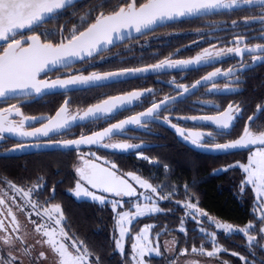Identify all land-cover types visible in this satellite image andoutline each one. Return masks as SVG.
I'll list each match as a JSON object with an SVG mask.
<instances>
[{
  "label": "snow or ice",
  "instance_id": "snow-or-ice-1",
  "mask_svg": "<svg viewBox=\"0 0 264 264\" xmlns=\"http://www.w3.org/2000/svg\"><path fill=\"white\" fill-rule=\"evenodd\" d=\"M79 3L80 0H0V104L17 101L7 107H0V140L4 139L5 134L21 140L0 154L24 151L29 147L23 142L25 138L36 141L47 138L43 143L31 145L36 148L78 151L83 145H95L113 151L141 150L145 147L143 144L129 143L126 140L110 141L113 137L122 136L128 130L127 126L146 128L150 122L170 125L184 141H190L194 147L205 151L228 153L248 149L250 155L246 163L235 162L217 169L214 174L227 172L233 167L243 171L240 192L244 193L251 186L254 193L252 221L243 227H235L232 223L221 222L209 216L199 208L198 203L192 202L191 197L175 202L186 210V217L198 225L201 224V217L207 218L208 228L200 226L198 231L202 239L211 245V250L203 242L198 247L193 243L191 254L213 258L228 251L219 245L218 232L210 230L214 226V229L228 236L242 234L246 237L248 256L235 251L231 255L238 257L243 264H255L256 250L259 249L264 254V244L261 243L264 241V123L257 124L259 116L264 114V104H258L255 113L247 116L237 138L224 143L215 142V138L231 135L235 122L243 119L244 110L239 105L229 104L224 111L213 116L180 118L191 119L209 127L215 125V132L207 133L186 131L163 113L169 110L170 104L184 99L186 94H192L197 86L211 83V94L234 93L237 90L228 85L223 89L217 88L215 81L233 77L231 83L239 84L241 73L256 65H264V0H117L111 7L108 0H104L90 9L87 19L81 18V23L73 25L71 29L62 24L55 30L45 27L50 22L59 21L69 10H73L71 14L76 15L74 9ZM236 11L254 14L244 16L242 21L232 19L233 30L239 28L241 23L246 27L258 24L261 26V35L249 36L247 33L234 31L227 45L217 48L213 44L190 59L166 57L140 67L90 71L87 74L84 67L72 71L78 62L89 67H94L96 61L105 63L109 58L103 53L116 46L117 42L130 38L133 32L144 36L156 28L185 18L229 15ZM253 39L262 42L251 44ZM229 55L241 58L239 66L226 71L217 67L192 84L191 88L173 79L170 85H175L178 94L176 97L165 96L160 102L153 101L146 110L138 114L111 123L102 130L92 131L90 134L81 133L77 138L56 139V136L66 134L77 126L95 124L101 120L107 122L121 112L141 105L145 97L155 95L153 89H134L120 95L107 96L76 112L70 111L71 101L66 99L55 114L48 117L26 116L19 106L26 97L40 98L73 91H88L173 70L195 71L221 62ZM246 55L251 57V63L245 62ZM53 73L59 74L53 78ZM14 116L21 119L17 122L12 119ZM26 122H39L40 126L25 130ZM136 155L149 163L156 162L142 151H137ZM78 159L79 164L74 166L78 178L69 192L78 199H88L100 205L111 204V210L115 213V228L118 231V237H113L114 248L121 255L123 264H150L155 257H162L164 253L158 238L168 233L169 229L164 226L155 231L154 238H150L156 225L146 223L132 236L133 222L152 214L165 213L160 202L173 200L177 190L167 184L154 186L149 179L142 178L134 171L122 172L115 162H110L94 152H78ZM100 160L103 163L97 162ZM164 167L167 168V165ZM0 185H3L0 187V264H23L21 255H30L36 244L47 245L56 255L57 264H102L99 255L90 250L74 233L70 234V230H66L67 222L62 205L49 202L55 199V186L51 189L50 197L41 201V190L46 187L42 178H38L30 187L18 186L6 178H0ZM187 192L186 185L185 194ZM142 196L144 202H141ZM125 197L129 199L126 201ZM126 203L131 207L125 209ZM17 212L27 218L39 236L35 244L29 245L25 237L15 235L21 230ZM177 231L187 236L184 219H181ZM129 236L133 242L130 252H126L124 242ZM169 243L175 245L177 242L173 239ZM176 252L178 255L169 258V264H178L179 256L188 255L189 249H176ZM46 258V253L40 251L30 264H38L39 260ZM185 264H199V261H186ZM222 264H228V261H223ZM259 264H264V260H260Z\"/></svg>",
  "mask_w": 264,
  "mask_h": 264
},
{
  "label": "flooded vegetation",
  "instance_id": "flooded-vegetation-1",
  "mask_svg": "<svg viewBox=\"0 0 264 264\" xmlns=\"http://www.w3.org/2000/svg\"><path fill=\"white\" fill-rule=\"evenodd\" d=\"M103 2L104 0H82L77 5L76 9H74L76 15H72L71 12L73 10H69V13L61 17L59 21L50 22L46 24L45 27L48 30H55L62 24L65 25L67 29H71L73 25L81 23V18L87 19V13L93 6ZM116 3L117 0L109 6L111 7ZM251 14L254 13L248 11H236L229 15H214L198 19H186L167 24L164 27L156 28L153 32L144 36L137 35L117 43L116 46L111 47L109 51L103 53L105 57L109 58L105 63L96 61L94 67H89L87 65H81L78 62L72 71L84 67L86 69L85 74H87L90 71L115 70L122 67H140L156 63L158 60L166 57L172 59H190L200 53L204 48H210L213 44H215L217 48L227 45V42L231 39L234 31L247 33L249 36L261 35L259 32L261 26L258 24L246 27L241 23L239 28L235 30L231 28L232 19L242 21L244 16ZM261 42L262 41L256 39L251 40V44ZM244 60L247 63H251L250 56L246 55ZM240 62L241 58L229 55L224 57L221 62H215L211 66L203 67L195 71L173 70L160 74H150L147 78L129 80L126 83L94 88L88 91H73L63 95H46L40 98H36L35 96L26 97L19 106L26 116L48 117L53 116L66 99L71 101L70 111L76 112L77 110L85 109L88 106L99 102L107 96L120 95L134 89H153L155 95L145 97L141 105L121 112L107 122L101 120L95 124L77 126L72 128L71 131L66 134L56 136V139L76 138L81 133L90 134L92 131L102 130L104 127H108L111 123L126 119L130 115L138 114L139 112L146 110L153 101L160 102L165 96L176 97L178 95L176 87L175 85H170V82L173 79L178 83H183L191 88L192 84L197 80H201L209 72L214 71L215 68L219 67L222 71H226L229 68L239 66ZM62 71L67 72L68 70ZM57 74L59 73H53V78H55V75ZM233 79V77L220 78L216 80L215 83L217 88L220 89H223L225 85L236 89L237 91L234 93L225 92L222 94H211V83L198 86L193 90L192 94H186L184 99L170 104L169 110L165 111L163 115H168L173 123L178 124L179 127L186 129V131H198L203 133L209 131L215 132V125L209 127L190 119L180 118L205 115L213 116L224 111L229 104H233L234 106L239 105L244 110L243 119L235 122V127L231 129V135L217 136L215 142L224 143L237 138L242 132V125L245 123L247 116L255 113L258 104H264V65H256L250 70L241 73L239 76L241 83L239 84L231 83ZM13 103H17V101H8L4 104H0V107H7L9 104ZM210 105H215V107H211ZM12 119L18 122L21 117L14 116ZM261 123H264V114H261L257 120L258 125ZM39 126V122H26L25 130H31V127ZM127 129L128 130H126L122 136L113 137L110 142H124L126 140L129 143L143 144L145 146L143 149L133 152H110L92 146L78 151L74 150L73 152L76 154L77 158L76 165L79 164L78 152H94L96 155L115 163L117 158L122 156H131L132 158L142 161L143 159L137 157V151H142L143 154L147 156L153 155L152 152L154 151L158 154H164L175 152L177 150H181L182 152L187 151L196 155L223 156L205 154L192 149L181 141L177 134L166 124L150 122L146 128H139L138 126L132 125L127 126ZM45 139L47 138H43L40 141L24 139L23 142L26 144L43 143V140ZM19 142H21L20 138L5 134L4 139L0 140V153L6 152ZM248 151L249 150H245L241 152ZM64 152L65 151H60V155L58 156L60 163L58 162V164L63 162ZM46 153L49 152L15 156H4L0 154V178L11 180L18 186L30 184V182L24 181L21 178L22 175L19 173L29 168L33 156H42ZM153 160L156 162L151 164L152 167L160 168V161L158 159ZM98 162L103 163V160ZM118 167L123 172L119 165ZM0 187H3V185H0ZM138 190L140 191V189ZM40 199L43 200L44 198L40 197ZM124 199L128 200L129 198L125 197ZM17 216L21 221V230L15 235L23 236L25 225H27L25 219L27 218L19 212H17Z\"/></svg>",
  "mask_w": 264,
  "mask_h": 264
},
{
  "label": "trees",
  "instance_id": "trees-1",
  "mask_svg": "<svg viewBox=\"0 0 264 264\" xmlns=\"http://www.w3.org/2000/svg\"><path fill=\"white\" fill-rule=\"evenodd\" d=\"M183 152L159 154L170 169H165L163 166L153 168L152 163L140 161L131 156H122L116 160L122 170L134 171L149 179L154 186L167 184L177 190L173 200L160 202L165 213L152 214L133 223L132 236L145 223L156 225V229L152 232L153 238L155 231L161 230L162 227L166 226L169 229L168 233L158 238L164 255L155 257L150 264H169V257L163 246L164 241L169 238L175 239L177 249L187 247L190 251L193 243L198 247L202 242L207 249H211V245L202 239L197 229L198 224L186 217V210L177 205L175 202L177 200L184 201L191 197L192 201L198 203V206L208 214L236 226H245L253 220L254 193L251 186L244 193L240 192L243 171L233 167L227 172L214 174L218 165L224 166L228 162H233L234 159L241 161L245 152L225 154L222 157L196 155L187 151L188 155L185 157ZM59 155L60 151H52L42 156H33L29 168L19 173L24 181L30 182L22 186L30 187L37 182L38 178H42V182L46 184V187L41 190L43 200L50 197L51 189L55 186V199L49 202L62 205L67 222L66 230H70V234L74 233L90 250L99 255L102 264H123L121 255L114 248L113 237H118V231L115 228L113 219L115 213L111 210V204L100 205L87 199L74 197L69 189L73 188L78 178L74 170L77 163L76 154L73 151H65L61 164H58L60 163ZM186 185L188 186L187 194H185ZM169 209L171 211H168ZM181 219L185 220L187 236L177 231ZM217 232L219 244L228 250L226 253H221V256L232 264H243L238 257L232 256L231 252L235 251L248 256V249L245 247L246 237L242 234L228 236L222 231ZM132 242L131 236L127 237L126 252H130ZM256 257L255 264L264 260V254L259 249L256 250ZM249 259L251 260L252 257Z\"/></svg>",
  "mask_w": 264,
  "mask_h": 264
},
{
  "label": "rangeland",
  "instance_id": "rangeland-1",
  "mask_svg": "<svg viewBox=\"0 0 264 264\" xmlns=\"http://www.w3.org/2000/svg\"><path fill=\"white\" fill-rule=\"evenodd\" d=\"M116 2V0H108V3L109 5L113 4V2ZM175 152H182L181 150H177ZM173 152V153H175ZM185 153V157L188 155V153L186 151L183 152V154ZM153 155H150L148 156L150 159H158L160 161V166H165L167 165V168L165 169H170L168 164L166 163V161H163L162 157L156 152H152ZM250 155V151L248 152H245L244 153V156H243V162L242 160L239 161V160H236L234 159L233 162H228V164L224 165V166H221V165H218L216 168H215V171L217 169H220V168H223L227 165H230V164H234L235 162H241V163H246L247 162V158L248 156ZM147 156V155H146ZM104 158V157H103ZM189 158V157H188ZM106 159V158H105ZM162 159V160H161ZM143 161H147V160H143ZM148 162V161H147ZM149 163V162H148ZM123 172H126L125 170H123ZM128 172V171H127ZM138 174V173H137ZM140 175V174H138ZM142 178H145L143 176H141ZM146 179V178H145ZM151 182V181H150ZM152 183V182H151ZM74 187V186H73ZM140 191H144L142 189H140ZM72 194V193H71ZM73 195V194H72ZM75 197V196H74ZM78 199V198H77ZM88 200V199H87ZM127 201V200H126ZM133 202L134 199H133ZM141 202H144V198L143 196L141 197ZM194 202V201H192ZM196 203V202H194ZM52 204H55V203H52ZM131 207V205L129 204H125V209ZM161 207V206H160ZM200 208V207H199ZM209 216L211 217H214L212 215L209 214ZM34 219L36 217H33ZM144 218V217H143ZM141 218V219H143ZM215 218V217H214ZM217 219V218H216ZM200 220L202 221V224L198 225L197 226V229L200 227V226H204L205 228H208V224H207V218L206 217H201ZM219 220V219H218ZM221 221V220H220ZM136 222V221H134ZM133 222V223H134ZM223 222V221H221ZM25 223H27V225H25V230L23 232V237H25V239L27 240L28 244L29 245H32V244H35V240L36 239H39V236L34 232L33 230V226L27 221V219H25ZM227 223V222H226ZM146 224V223H145ZM144 224L141 225V227L143 226ZM235 227H243V226H236L234 225ZM210 230H215L214 229V226L212 229ZM217 231H220V230H217ZM135 235V234H134ZM150 238H153L152 237V233L150 234ZM127 239V237H126ZM126 239H125V244H126ZM173 241V238H169L167 240L164 241L163 243V246H164V250H165V253L168 255L169 258L173 257L174 255H178L177 252H176V249H177V243L175 245H172L170 244L169 242ZM160 243V242H159ZM161 244V243H160ZM264 244V241L263 243ZM220 245V244H219ZM221 246V245H220ZM161 249H162V245H161ZM167 249H172V250H167ZM208 250H211V249H208ZM40 251H44L46 253V256L47 258L46 259H41L38 261V264H57V257L54 253L51 252V250L48 248L47 245H40V244H36L35 245V248L34 250L31 251V254L30 255H21V260L23 261V264H30V262L32 261L33 257L38 255V253ZM19 254V253H18ZM199 261V264H222L223 261H228L226 258L222 257L221 256V253L218 254L217 257H213V258H208L206 256H200V255H197V254H191L190 251H189V254L186 255V256H179V259H178V264H185L186 261ZM228 264H232L231 262L228 261Z\"/></svg>",
  "mask_w": 264,
  "mask_h": 264
},
{
  "label": "water",
  "instance_id": "water-1",
  "mask_svg": "<svg viewBox=\"0 0 264 264\" xmlns=\"http://www.w3.org/2000/svg\"><path fill=\"white\" fill-rule=\"evenodd\" d=\"M80 1H82V0H80ZM186 19H188V18H185V19H182V20H186ZM174 23V22H173ZM138 34H136L135 32H133L132 33V36L130 37V38H132V37H135V36H137ZM130 38H127V39H130ZM126 39V40H127ZM122 42V41H121ZM117 43H119V42H117ZM198 87V86H197ZM37 98V97H36ZM191 120V119H190ZM170 128H171V126L170 125H168ZM172 129V128H171ZM174 132H175V130L174 129H172ZM176 133V132H175ZM177 134V133H176ZM177 136H178V138L181 140V141H183L186 145H188L189 147H191L192 149H194V150H197V151H199V152H202V153H205V154H211V155H225V154H230V153H235V152H241V151H245V150H248V149H240V150H234V151H231V152H228V153H222V152H216V151H205V150H203V149H199V148H196V147H194L191 143H190V141H184L178 134H177ZM77 138V137H76ZM25 139H28V140H34L33 138H25ZM35 144V143H34ZM29 145V147H27L24 151H16V152H11L10 154H8V155H4V156H15V155H22V154H34V153H41V152H52V151H67V150H62V149H56V148H45V147H41V148H36V147H33V146H31V145H33V144H28ZM93 146H95V145H93ZM90 147H92V146H88V145H83V146H81L80 147V149L79 150H81V149H85V148H90ZM95 147H97V146H95ZM97 148H101V149H104V150H106V151H110V152H133V151H136V150H130V151H119V150H117V151H113V150H111V149H105V148H102V147H97ZM98 162V161H97ZM98 163H100V162H98ZM139 191V190H138Z\"/></svg>",
  "mask_w": 264,
  "mask_h": 264
}]
</instances>
